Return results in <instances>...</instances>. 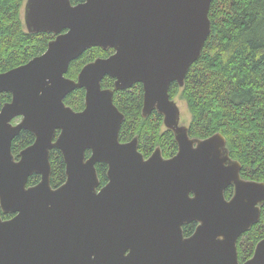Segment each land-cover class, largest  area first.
<instances>
[{
    "label": "water",
    "instance_id": "water-1",
    "mask_svg": "<svg viewBox=\"0 0 264 264\" xmlns=\"http://www.w3.org/2000/svg\"><path fill=\"white\" fill-rule=\"evenodd\" d=\"M213 2L26 1L27 31L55 38L42 55L0 72V94L12 96L0 104V206L12 215L0 217V264H241L238 242L261 220L264 182L242 178L223 134L192 138L170 96L202 56ZM93 47L114 53L68 78L71 63ZM107 76L114 88H103ZM139 83L143 117L157 111L175 134L173 157L157 147L146 158L138 136L120 139L126 116L115 92ZM77 89L86 90L81 111L65 103ZM24 130L35 141L16 159L13 142ZM53 149L66 165L57 188ZM97 164L108 166L101 188ZM35 174L41 180L29 186ZM243 264H264V239Z\"/></svg>",
    "mask_w": 264,
    "mask_h": 264
},
{
    "label": "trees",
    "instance_id": "trees-1",
    "mask_svg": "<svg viewBox=\"0 0 264 264\" xmlns=\"http://www.w3.org/2000/svg\"><path fill=\"white\" fill-rule=\"evenodd\" d=\"M26 0H0V72L4 73L42 55L55 38L52 33H30L24 21ZM84 0H72L79 4ZM210 19L212 32L202 56L190 68L186 83L181 88L172 84L170 96L185 100L192 116L188 126L192 138L205 139L221 133L233 160L242 164L241 176L246 180L264 182V0H214ZM113 49H88L73 61L67 77L77 79L83 67L97 58H107ZM115 80L105 77L102 86L114 88ZM85 89L69 94L66 105L75 111L85 107ZM10 93L0 94V104L11 101ZM144 90L141 83L131 89L116 91L114 102L126 116L120 139L129 142L139 137V150L146 158L160 147L165 158L178 152V143L172 130L165 127L164 117L154 111L142 115ZM34 135L22 131L13 142L16 159L22 150L32 145ZM91 152H87L89 157ZM52 186L60 187L66 181V165L60 150L51 152ZM104 186L108 182L106 164H97ZM40 175L30 178L29 186L36 185ZM229 187L226 196H233ZM0 217L4 214L0 206ZM197 223L184 226L186 236L195 232ZM264 239V205L258 224L242 235L238 242L240 263L254 254L259 241Z\"/></svg>",
    "mask_w": 264,
    "mask_h": 264
},
{
    "label": "rangeland",
    "instance_id": "rangeland-1",
    "mask_svg": "<svg viewBox=\"0 0 264 264\" xmlns=\"http://www.w3.org/2000/svg\"><path fill=\"white\" fill-rule=\"evenodd\" d=\"M24 7H25V5H24ZM175 101L181 109V122H182L181 124L188 127L190 122H191L192 116H191L190 111L188 109L187 103L185 100L181 99L180 96L176 97ZM17 123L14 122V124H17Z\"/></svg>",
    "mask_w": 264,
    "mask_h": 264
},
{
    "label": "flooded vegetation",
    "instance_id": "flooded-vegetation-1",
    "mask_svg": "<svg viewBox=\"0 0 264 264\" xmlns=\"http://www.w3.org/2000/svg\"><path fill=\"white\" fill-rule=\"evenodd\" d=\"M111 55H112V54H111ZM111 55H110V56H111ZM20 120H21V119H16L14 122L17 123V122H19ZM181 123H182V122H181ZM104 186H105V185H104ZM101 187H103V186L101 185L100 188H101ZM197 226H198V224H197ZM196 228H197V227H196ZM184 234H185V233H184ZM191 235H192V234H191ZM191 235H188V236L185 235V236H186V237H189V236H191Z\"/></svg>",
    "mask_w": 264,
    "mask_h": 264
}]
</instances>
